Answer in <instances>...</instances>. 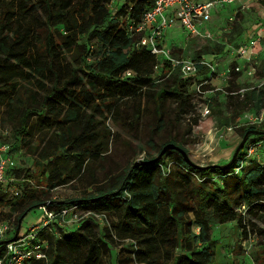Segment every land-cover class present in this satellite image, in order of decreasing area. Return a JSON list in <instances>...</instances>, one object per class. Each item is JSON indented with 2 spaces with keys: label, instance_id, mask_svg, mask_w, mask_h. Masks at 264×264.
<instances>
[{
  "label": "trees",
  "instance_id": "16d2710c",
  "mask_svg": "<svg viewBox=\"0 0 264 264\" xmlns=\"http://www.w3.org/2000/svg\"><path fill=\"white\" fill-rule=\"evenodd\" d=\"M125 1L117 14L121 17L119 20L108 8L111 0H0V108H6L10 118H17L15 136H22L19 143L23 155L33 157L34 168L40 176H45L41 190L26 187L17 198L0 196V215L5 207L9 208V215L17 213L16 226L31 211L50 202L43 198L50 190L80 179L87 166L97 163L106 151L109 136L93 114L103 117L118 109L121 101L142 95L153 96L158 105L171 95L180 101V106L184 105L185 81L167 62L161 75L171 73L174 77L172 91L158 84V89L149 95L151 86H155L151 83L155 58L146 49L136 48L135 40L126 35L127 23L138 22L154 0ZM260 3L264 5V0ZM233 31L237 40L242 37L240 26L234 24ZM237 40L230 37L220 42L218 50L204 49L193 59L221 54L226 44ZM91 41L101 48L94 66L87 63L92 55L88 46ZM79 49L82 59L78 69L72 68L66 79H60L55 67L61 69L65 56ZM77 71L82 78L75 75ZM127 71L133 77H124ZM205 71L206 68L199 67L200 74ZM45 79L50 81V88ZM19 82L30 84L32 105L24 101ZM68 85L74 87L69 89ZM260 97H264V89L258 94L249 89L243 94L241 106L264 109ZM86 108L91 111L89 115ZM17 112L19 115H15ZM139 115L138 110L136 119ZM249 131L257 133L249 134L247 141L253 136L264 138L261 125L246 127L244 135ZM167 144L175 143H164L157 156ZM184 151L189 154L188 150ZM244 151L241 149L235 161L224 170L210 167L211 164L205 165V169L189 166L177 151H169L154 163L137 167L133 164L107 190L96 188L95 195L87 199L51 201L47 208L95 207L100 215L113 214L115 231L133 235L137 263L215 264L211 226L239 223L244 233V215L264 212V166L252 162L237 172ZM172 159L199 181L205 177L212 180L210 176L216 174L226 184L206 192L200 184L191 186L181 174L187 184L177 191L170 185L174 181L166 173L164 161ZM193 226L198 228L197 234ZM64 235L61 233L55 241L49 236L46 260L33 264H76V255L80 253L84 264L98 262L101 244H84L88 240L78 232ZM197 243L200 247L196 248Z\"/></svg>",
  "mask_w": 264,
  "mask_h": 264
},
{
  "label": "rangeland",
  "instance_id": "374dc122",
  "mask_svg": "<svg viewBox=\"0 0 264 264\" xmlns=\"http://www.w3.org/2000/svg\"><path fill=\"white\" fill-rule=\"evenodd\" d=\"M125 4V0H111L108 8L113 15L117 16ZM117 17L120 20L121 17ZM234 24L242 28L241 38H250L261 31L264 35V5L260 3V0H236L232 5L224 8L222 13H216L212 17L209 25L211 38L191 37L178 30H172L165 34V46L184 59H193L197 52L204 49L218 50L220 42H226L230 37L237 40L236 33L233 31ZM84 41L81 39V42ZM88 46L92 55L87 63L94 66L101 54V48L95 41L88 42ZM80 55V49L76 53L67 54L61 69L55 67L56 71L59 70L60 79H66L68 71L72 68L78 69L79 60L82 59ZM216 62L219 63L217 75L213 77L209 85L203 87V93H197L194 86L195 79H183L185 81L183 96L186 98L183 106H180V101L171 95L166 96L159 105L154 102L153 96L142 95L137 99L121 101L118 109L111 110L103 117L99 118L92 113L95 121H100L102 129L109 136L106 151L97 163L87 166L88 168L80 179L72 181L67 186L50 190L43 198L50 202H63L94 196L96 188L109 189L135 162L156 157L162 145L169 141L188 150L189 159L197 165L205 166L229 162L244 136L243 130L254 125L250 121V116L245 117V115L255 113L259 116L263 110L249 106L242 107L240 102L242 97L237 94L238 90H235L242 86L241 88L255 90L257 94L262 91L264 88L255 89V86L258 85L260 78L264 77V62L257 65L255 80L235 73L232 70V60L226 55ZM75 73L78 78H82L80 71ZM151 78V83L155 86H151L149 95L158 89L156 86L158 84L172 91L174 77L171 73L163 77L160 72H154ZM49 82L48 79L44 81L48 88L51 86ZM19 84L22 88L24 101L32 105L33 100L29 98L30 84L25 82H19ZM73 87L74 85L67 86L69 89ZM61 94H66V92ZM260 99L264 103V97H260ZM205 107L210 111L206 116L203 115ZM138 110L140 115L136 119ZM90 113L91 111L86 108V114ZM15 115H19V112ZM16 126L17 118H10L9 111L1 107L0 128L7 129L10 134L0 135V141L11 144L15 151L19 149V140L22 139L20 135L15 136ZM261 130L264 131V123L261 125ZM247 143L256 146H254L253 153L246 158L245 156L248 155ZM247 143L242 148L245 151L242 156L241 168L248 167L252 162L264 166V138L253 136ZM164 161L167 164L166 170L169 171L166 173H169L170 178L174 181L170 185L177 191L184 189L187 184L181 178V174L186 176L191 186L200 184L206 192H211L215 188L221 189L226 184V180L216 174L210 176L212 180L205 177L199 181L191 172L187 173L184 168L179 167V163L174 159ZM32 163L33 157L25 156L22 153L17 161L18 170H21L20 175L26 179L24 187L41 190L40 188L44 187L45 176H40ZM229 183L231 182L229 181ZM76 211L79 221L65 227L82 223L89 217L91 220H97V216L100 215L99 209L95 207L81 206ZM1 212L0 221H10L15 227L17 213L9 215L8 207L3 208ZM105 215L112 225L116 223L113 214ZM189 216L192 218L191 214ZM43 218L42 210L37 208L31 211L22 220L19 233L24 234L31 227L37 226ZM97 221L99 222V220ZM242 224V226H246L244 233L239 223L235 225L234 222H231L222 226H211L210 235L215 241L213 260L215 264H264V212L246 213ZM192 230L196 234L198 233V228L193 226ZM70 233L68 231L65 235ZM195 247H200L199 243ZM177 253L180 252L177 250ZM114 260H116V255L108 258L105 254L104 262L115 264ZM84 262L82 254H77L75 263L84 264Z\"/></svg>",
  "mask_w": 264,
  "mask_h": 264
},
{
  "label": "built area",
  "instance_id": "2783aa9c",
  "mask_svg": "<svg viewBox=\"0 0 264 264\" xmlns=\"http://www.w3.org/2000/svg\"><path fill=\"white\" fill-rule=\"evenodd\" d=\"M236 0H154L153 5L145 10L138 22L131 21L126 25V35L135 40L136 48L146 49L155 58L154 72H160L167 62L172 70L179 72L184 80H194L197 93H203L204 86L209 85L213 77L217 75L219 60L223 55L232 60V70L246 78L255 80L257 65L264 60V35L257 32L250 38H240L233 44H226L221 54L200 55L199 59H184L174 56L172 51L166 48V36L168 31L178 30L191 37L211 38L209 25L216 13H222L224 8L232 5ZM179 48V47H174ZM259 60V61H257ZM260 65V64H259ZM206 68L204 74L199 73V67ZM131 71H127L124 77H133ZM264 88V77L260 78L255 89ZM249 90L241 88L237 91L240 97ZM233 95L234 93H230ZM210 113L205 107L203 115ZM250 116V121L259 126L264 123V109L257 116ZM10 131L0 128V135H9ZM20 145V143H19ZM256 145L246 144L248 148L247 158L251 155ZM23 150L19 147L14 150L11 144L0 141V196L9 199L22 195L26 179L18 174L17 161ZM237 167V172L240 170ZM28 188V187H27ZM38 209L43 211L44 218L37 226L28 229L24 234L18 233L14 241L16 228L8 221H0V264H33L35 261L46 260V252L49 247L48 237L60 234L55 228H64L68 224L79 221L77 206H62L57 209H48L46 205H40ZM244 209V207H242ZM20 232V231H19Z\"/></svg>",
  "mask_w": 264,
  "mask_h": 264
},
{
  "label": "crops",
  "instance_id": "0c3cea01",
  "mask_svg": "<svg viewBox=\"0 0 264 264\" xmlns=\"http://www.w3.org/2000/svg\"><path fill=\"white\" fill-rule=\"evenodd\" d=\"M97 220H91V217H89L82 223L79 222L73 226L69 225L62 229L55 228V230L59 234L63 232L66 234L68 231L69 233H76L79 229L78 233L88 240L84 244H94V242L95 244H101L102 249L96 264H108V262H104L105 254H107L108 258L116 255V260L113 261L115 264H140L135 261L133 255V251L136 249L133 235L124 231H115V227L108 221L105 214L98 215ZM82 225L84 226L81 228ZM50 237V240H57L55 234L50 235Z\"/></svg>",
  "mask_w": 264,
  "mask_h": 264
},
{
  "label": "water",
  "instance_id": "95a60500",
  "mask_svg": "<svg viewBox=\"0 0 264 264\" xmlns=\"http://www.w3.org/2000/svg\"><path fill=\"white\" fill-rule=\"evenodd\" d=\"M257 133V131H249L246 132V134L243 136L241 142L239 143V145L237 146V148L235 149L232 158L230 159L229 162L225 163L224 165H219V164H211L210 167H215V168H220L222 170L226 169L228 166H230L236 159L238 153L240 152V150L243 148V146L245 145L246 141H247V137L249 134H255ZM169 151H177L184 159V162L186 164H188L189 166L192 167H198V168H207L206 166H202V165H197L195 163H193L190 159H189V155L184 151L183 148L175 145V144H167L165 145L161 151L159 152L158 156L151 160V161H137L134 163V166L137 167L139 165H148L150 163H154L156 161H158L166 152ZM46 204H51V202L46 203ZM44 204V205H46ZM22 219H20L18 221V224L16 226V230H15V235L13 237V239H11L10 241H14L16 239V236L18 235L19 231H20V225H21ZM6 242H0V245L5 244Z\"/></svg>",
  "mask_w": 264,
  "mask_h": 264
}]
</instances>
